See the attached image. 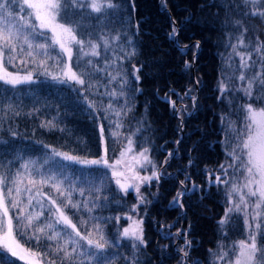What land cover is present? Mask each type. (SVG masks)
Instances as JSON below:
<instances>
[{"label":"trees","instance_id":"1","mask_svg":"<svg viewBox=\"0 0 264 264\" xmlns=\"http://www.w3.org/2000/svg\"><path fill=\"white\" fill-rule=\"evenodd\" d=\"M115 3L119 8L110 10L113 14L108 16L107 31L98 27L95 20L91 21V25H95L94 35L97 42H100V36H106L109 40L116 33L122 38L118 42L110 43L111 48L107 52L102 45L101 57H94L93 63L102 69L105 57L109 61H115L112 68L98 73L93 72L89 82L95 85L94 88L85 91L87 85L81 88L76 84H59L49 77L15 89L0 84V174L8 176L5 185L11 188L16 172L24 171L21 165L27 163L31 177L37 181L47 175H54L58 179L67 177L64 188L69 187V182L77 186V191L73 192L74 201H84L91 197L89 199L91 203L99 195L101 199L96 203L100 206L92 213L89 214L83 209L78 212L71 208L65 209V212L82 232L90 230L91 224L95 222L89 219L90 216L101 219L112 218L107 222L105 234L116 246L108 249L106 254L114 256V264H129L124 257H131V243L121 242L119 232L122 228L115 220V217L124 212L116 188L109 187L105 176H100L99 172L78 170L75 166H64L61 172L51 149L55 148L89 159L99 158L103 155L99 142V124L102 123L109 143V157L114 158L118 154V151L112 149L119 150L121 145L115 143L108 135L113 126L109 120L104 119L108 113L88 108L85 97L95 101L97 109L107 105L110 100L107 92L117 87L115 84L106 86L108 72L114 71L116 66L120 65V60L116 58L123 56L126 41L131 39L136 47L137 56L130 62L126 61L122 66L129 72L131 87L135 84L130 77L131 64L144 65L140 83L143 90L129 93L133 109L124 120L125 127L121 131L130 133L137 127V121H142L144 131L136 138L138 144L146 140L147 146L155 152L153 154L155 159L162 162L163 158H168V163L163 164L167 177L161 178L157 199L146 212L143 227L147 247H141L140 253L137 254V264H182V253L177 246L172 245L175 237L173 239L164 237V231L175 232L180 227L184 229L182 235L186 231V238L192 241L188 256L189 264L193 262L213 264V254L219 246L223 244L226 247L231 244L232 239L240 234L242 229L236 227L237 220L232 216L225 225L219 224L226 212V199L220 187L209 184L207 179L209 172L215 176L222 172L219 167L221 164L227 165L231 162L225 144L229 133L221 124V116L227 113L230 114L228 118L234 120L236 124L243 123V113L239 112L238 105L244 103V100H237L235 105H230L228 100L221 102L217 99L218 83L227 71L225 56L231 51L230 48L225 47L229 43V37L221 28L219 20L224 16L223 5L236 4L238 0H166V6L165 0H115ZM237 15L244 19L245 23L248 22V18L240 15L239 9ZM188 17H191V22H188ZM173 21L179 29V35L176 37L179 47L175 41L169 39ZM249 35L252 33L250 32ZM197 41L200 42V49L196 62L191 69H185L184 61L192 60L193 51L190 48ZM40 42H43V38H40ZM184 45H189V49L185 50L186 54L181 52ZM24 49L26 52V45ZM17 51L19 53V49ZM58 51V48L53 50V55ZM41 58L37 57V60ZM21 59L29 61L25 64L26 69L29 66L37 69L31 58L23 54H18L15 63ZM233 59L238 63V57ZM48 64L49 70L59 73V68L52 60H49ZM9 66L13 68L11 64ZM233 66L235 67V64ZM88 71L92 69L88 68ZM196 80L200 81L199 90L195 88ZM189 88L193 90L192 95L197 97L198 103L195 109L192 108L189 98L183 95ZM166 93L177 102L180 101L181 106L189 104L192 114L186 115L183 119L184 128L164 98ZM237 95L242 96V93ZM111 102L115 108H119L123 99ZM17 112L19 115L16 114ZM110 118L116 119L114 116ZM48 121H53L64 131L41 127L42 123ZM177 141L179 143L176 146ZM44 145L49 147L45 148ZM169 152L173 153L172 157H168ZM189 160L192 161L191 164ZM26 171L29 175V171ZM95 176L104 179L103 190L99 193L90 190L87 183ZM181 181L187 182L189 186L191 182L202 186L188 192L182 209L171 204L177 191H181ZM96 183L98 184L99 180ZM79 187L85 189L84 196L79 195ZM35 191L33 189L31 195ZM43 192L46 195L51 194L53 199L62 203L59 193L51 187L44 186ZM5 194L7 196L6 191ZM105 195L108 196L107 201L103 199ZM38 198L43 199V197ZM7 201L8 204L11 203L8 196ZM48 201L44 202L45 208H51ZM27 211L38 212L41 209L34 204V207L28 208ZM10 214L20 215L19 209H10ZM81 218L88 220L89 223L82 227ZM47 219L48 213L44 212L39 221H34V225L42 226ZM57 227L63 228L62 225ZM31 231L29 229V232ZM66 231L71 232V229ZM41 239L44 244L53 243L54 247L55 243L64 242L63 239L55 243L43 237ZM20 240L26 247L35 243L28 241L27 237H20ZM180 240L181 238L177 237V244L184 247V243ZM68 247L70 250L71 245ZM50 258L57 260L59 264L62 254ZM76 259L78 264L79 257ZM16 264L22 263L16 261ZM217 264H224V261H218Z\"/></svg>","mask_w":264,"mask_h":264},{"label":"snow or ice","instance_id":"2","mask_svg":"<svg viewBox=\"0 0 264 264\" xmlns=\"http://www.w3.org/2000/svg\"><path fill=\"white\" fill-rule=\"evenodd\" d=\"M117 8L119 5L115 3V0H0V82L13 89L20 84L36 82L32 71L20 75L7 70L6 65L11 64L15 67L18 54H23V56L31 58L33 64H36L40 75L50 77L56 83H74L81 88H85L87 85L85 91L94 88L95 85L89 82L93 72L98 73L112 68L115 61H109L105 57L102 69L94 64L92 59L84 60L85 57L100 58L102 45L105 52L111 48L108 39L104 36H100V42H97L94 35L95 25L89 26V24L93 20L99 23L104 17L113 14L109 10ZM223 8L224 16L220 18L219 23L229 37V43L225 47L230 48L231 51L225 56L227 71L219 81L217 99L221 102L228 100L230 105H235L237 100H244V103L238 105L239 112L243 113L244 126L238 129L236 122L228 118L230 114L226 113L221 116V124L229 133L225 144L231 162L227 165L221 164L219 167L224 177L230 175L229 168L234 169L243 178V183L233 182L230 185V190L227 191V202L230 206L227 207L219 224L225 225L230 219L229 214L233 212L242 213L247 236L246 239L234 244L233 248H226L221 244L213 254V264H217L218 261H224V264H264V38H262V34H264V0H238V3H227L223 5ZM237 9L240 10L241 16L248 18L247 23L237 15ZM93 13L96 15L92 16ZM187 19L188 22H191V17ZM172 23L169 39L175 41L179 47V42L176 40L179 29L175 26V21ZM107 27L105 25V28ZM250 32L252 35H249ZM47 33L51 35H47ZM40 38H43V42H40ZM112 39L119 41L120 34L116 33ZM18 41H22V44H18ZM24 45L27 46L26 52ZM57 48L59 51L53 55V50ZM188 49L189 45H184L181 52L186 54L185 50ZM199 49V41L191 45L190 50L193 51V57L192 60L184 61L185 69L193 67ZM74 55L77 56V67H84L85 71L74 70L72 63ZM136 56V47L132 44L131 39H128L126 47L123 49V56L116 58L120 60V65L116 66L114 71L108 72L106 86L115 84L117 87L107 92L110 100L105 107L97 109L96 102L85 97L88 108L108 113L104 119L109 120L113 126L108 135L115 143L121 145L119 150L112 149L118 151V154L114 158L109 157V143L105 126L102 123L99 124V142L103 149V155L99 158L89 159L66 151H58L55 148L51 149L53 156L60 157L64 161L85 167L97 166L110 170V179L114 181L120 193L127 196L132 191L135 194L138 203L132 206L131 212L133 213L137 212L140 205L149 203L146 195L141 191L142 186L151 185L152 181L158 182L162 174L160 168L152 160L148 146L141 145V150L138 152L134 148L133 137L144 131L143 122L137 121V127L130 133L121 131L125 127L124 120L133 109L129 93H138L143 90L140 83L144 65L131 64L130 77L135 81L131 87L129 86V72L122 66L126 61L130 62ZM37 57L42 58L38 61ZM234 57L239 58L238 63L233 59ZM49 60H52L59 68L58 74L49 71ZM80 61H84V63L80 64ZM21 63L27 64L29 61L21 59ZM88 68H91L92 71H88ZM194 83L199 85L200 81L196 80ZM192 91L189 88L183 95L189 98L192 108L195 109L198 102L197 97L192 95ZM238 93H242V96H238ZM164 98L181 123L185 115L192 114L188 105L178 106L177 101L167 93ZM120 99H123V103L119 108H115L111 101ZM16 114L19 115L18 112ZM111 116L116 119H111ZM41 127L64 131L63 128H58V125L53 121L42 123ZM12 135L14 136L15 133L13 132ZM44 147L48 148L49 146L44 145ZM167 155L172 157L173 153L169 152ZM166 163H168L167 159L162 162L160 167ZM191 163L192 161L189 160V164ZM149 166L152 169L151 174H141L142 170H146ZM21 167L29 171L28 184L24 188L20 187L23 180L20 179L21 173L17 171L12 180V183L16 185L15 196L12 195L11 188L7 191V196L11 199L10 204L5 202V192L2 187L8 180V176L0 175V264H16V261H23L24 264H45L46 259L48 264H57V260L50 257L61 256V254L62 259L59 264H77L76 257H79L78 264H114V256L106 253L108 249L116 245L105 234L107 222L112 218L101 219L90 216L89 219L95 222L91 224L90 230L82 232L65 212V209L71 208L78 212L83 209L90 214L100 206L96 201H99L101 197L97 195L91 203H89L91 197L84 201H74L72 197L73 192L77 191V186L69 182V187L64 188L63 185L67 177L58 179L54 175H47L37 181L31 177L27 163L22 164ZM59 169L62 172L64 165H59ZM100 176H106V174H100ZM100 176H95L87 182L89 189L97 193L101 192L104 187V179H101ZM207 179L209 184H229V180L222 179L221 175H215L213 179L211 172L208 173ZM97 180H99L98 184ZM44 186L51 187L59 193L62 203L53 199L51 194L46 195L43 192ZM180 186L184 190L177 191L171 204L183 208L187 192L195 191L202 186L196 185L195 182H191L189 186L184 181L180 182ZM33 189L36 190L35 193L29 195L27 204H24L20 199L21 193H32ZM244 189L247 191L244 192ZM78 190L80 196L85 195L83 187H79ZM233 194L239 195L238 201L233 198ZM38 197H43V199ZM103 199L107 201L108 196L105 195ZM45 200L50 201L51 208H45ZM34 201L41 211L28 212V208L34 207ZM249 208L252 209L251 212L248 211ZM10 209H19L20 215H11ZM44 212L48 213L47 222L42 226L34 225V221H39ZM249 216L251 220L248 219ZM125 218L131 223L121 229L119 236L121 239L131 242V257H124V259L128 260L129 264H137V254L140 253L141 247H147L144 221L142 218L136 219L132 215ZM120 219L119 216L115 217L117 222ZM88 223V220L81 218L80 225L82 227ZM58 225H62L63 228H58ZM29 229L32 231L29 232ZM66 229H71V232H67ZM176 234L182 235L179 231ZM183 236L184 247L179 251L182 253V264H189L188 256L192 241L186 238V231ZM20 237H27L28 241H35V243L26 247ZM41 237L54 243L60 239H63L64 242L63 244L55 243L54 247L53 243L44 244ZM116 243L118 244V241ZM69 245H71L70 250Z\"/></svg>","mask_w":264,"mask_h":264},{"label":"rangeland","instance_id":"3","mask_svg":"<svg viewBox=\"0 0 264 264\" xmlns=\"http://www.w3.org/2000/svg\"><path fill=\"white\" fill-rule=\"evenodd\" d=\"M90 11V10H89ZM110 11V10H109ZM96 14H92V16H95ZM96 24L98 25V27H102L104 28L106 31H107V28H105V25L108 26L109 24V18L108 17H104L99 23L96 22ZM89 26H91V22L89 24ZM47 35H51L50 33H47ZM105 38H107L106 36H104ZM108 39V38H107ZM120 40H122V38L120 37ZM109 43H112L114 40L112 38H110L109 40ZM114 42H118V41H114ZM18 44H22V41H18L17 42ZM74 50H75V46H74ZM66 59V57H65ZM87 59H92L94 60V57H85L84 60H87ZM73 66H74V70H78V71H83V68L84 67H77V56L74 55L73 57ZM84 61H80V64H83ZM10 64H7L6 67H7V70L10 71V72H13V73H19L20 75H25L28 71H32L33 74H34V80L36 81L35 83H37L38 80H43V79H46L48 78L47 76L45 75H40L39 74V69H33L32 66H29L27 69H26V66L25 64L21 63V61L15 63V67L13 68H10L9 66ZM51 71V70H49ZM53 72V71H52ZM54 74H58L56 72H53ZM50 78V77H49ZM1 85L3 86H7V87H11L9 85H4L3 82H0ZM25 84H29V83H25ZM25 84H20L18 86H21V85H25ZM32 84V83H31ZM74 84V83H73ZM219 84V83H218ZM30 85V84H29ZM67 85H72V84H67ZM17 86V87H18ZM12 88V87H11ZM195 88H197V85L195 86ZM198 90H199V85H198ZM178 103V106H181V102H177ZM186 105H188V109L190 111V106L189 104L186 103ZM182 107V106H181ZM186 116V115H185ZM185 116H184V119H185ZM188 116V115H187ZM181 121V120H180ZM184 123V121H183ZM182 124V123H181ZM244 124H236V127L239 129V128H243ZM182 127L184 128L183 124H182ZM138 137V135L136 137H133L134 141H135V144H134V148L135 150L138 152L141 150V145H145L147 146V142L146 140H142L140 142V144H138V140L136 139ZM178 145V143L176 144V146ZM153 154H155V152L150 148V156L152 158V160L156 163L157 167L160 168V171H161V176H160V180L157 182V181H152L151 182V185H148V184H145L144 186H142L141 188V191L146 195V198L147 200L149 201V203H146V204H142L140 205V208L137 210L136 213H133L131 212V208L134 204L138 203V201L136 200V196L135 194L130 191L129 194L127 196H124L122 193L119 192L117 186L115 185L114 181H112L110 179L111 177V172L110 170H108L107 168H102V167H97V166H91V167H85V166H82V165H79V164H73V163H70L68 161H64L62 160L60 157H56L55 156V162L56 164L58 165H64L65 167H72V166H75V168H78L81 169V170H90V171H93L95 173L99 172L101 174H106L105 176V179H106V182L109 184V187H113V188H116L119 196H120V200H121V203H122V210L124 211L122 214L119 215V217H121L119 223H120V226L121 228L127 226L128 224L131 223V221L127 220L125 217L128 216V215H132L134 218L136 219H140L142 218L143 221L145 220V216H146V212L148 210V208L152 205V203L157 199V190H158V186H159V183L161 181V178L163 177H167V174H166V171L163 169V166H161L162 162L165 161L166 159L168 160V158H163L162 159V162H160L159 160L155 159ZM163 169V170H162ZM151 167H147L146 170H142V173L141 174H148L150 175L151 174ZM229 173L230 175L228 177H224L222 172L217 174V175H221L222 179H228L229 180V184L225 185V184H221V185H216V186H219L222 193L224 194L225 196V199H226V202H225V209L227 210V207H229L230 205L228 204L227 200V191L230 190V185L235 182L236 184H242L243 183V178L240 177L235 171L234 169L230 168L229 170ZM21 173V177L20 179L23 180V183L20 185L21 188H24L26 185V182H25V178L28 176V173L26 170L20 172ZM1 175V174H0ZM215 176H213V179H214ZM235 178V179H233ZM185 184H188L187 182H185ZM189 185V184H188ZM4 188V190L7 192L9 187L7 185H3L2 186ZM15 188H16V185L12 183V187L11 189L13 190L12 191V195L15 196ZM184 189H181V191H183ZM4 191V192H5ZM244 192H246L247 190L244 189L243 190ZM188 194V192H187ZM186 194V195H187ZM29 195H31V193H28V192H22L21 193V196H20V199L23 201L24 204L27 203V199L29 197ZM233 198L235 200H239V195L237 194H233ZM5 202L8 203L7 201V196L5 194ZM35 204V201L33 202ZM48 203L51 205L50 201H48ZM177 207H179L178 205H175ZM182 209V208H181ZM249 212L252 211L251 208L248 209ZM35 212V211H34ZM230 216H232L234 219L237 220V224H236V227H240L242 228L240 231V234H237V236L235 238H233L232 240V243L231 244H228L226 247L227 248H233L234 244H237L240 240L242 239H246V236H247V230L245 228V221H244V215L242 213H236V212H233L231 214H229ZM249 220H251V217L249 216L248 217ZM144 226V224H143ZM177 231H179L181 234L182 232L184 231V229L182 227H180L179 229H177L175 232L173 230H167V231H164V237L167 239H173V242H172V245H175L178 247V249L180 250V248H182L183 246H180L178 245V241H177V237L178 238H181L180 241H182L184 243V236L182 235H177ZM121 242L123 243H131L130 241L126 240V239H121ZM22 264H24L23 261H20ZM45 264H48V261L45 260Z\"/></svg>","mask_w":264,"mask_h":264},{"label":"water","instance_id":"4","mask_svg":"<svg viewBox=\"0 0 264 264\" xmlns=\"http://www.w3.org/2000/svg\"><path fill=\"white\" fill-rule=\"evenodd\" d=\"M197 90H198V85H197Z\"/></svg>","mask_w":264,"mask_h":264}]
</instances>
